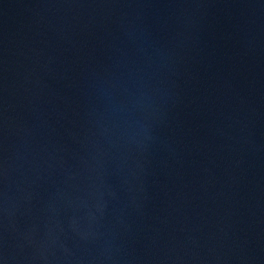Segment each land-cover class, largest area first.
I'll return each instance as SVG.
<instances>
[{
    "label": "water",
    "instance_id": "95a60500",
    "mask_svg": "<svg viewBox=\"0 0 264 264\" xmlns=\"http://www.w3.org/2000/svg\"><path fill=\"white\" fill-rule=\"evenodd\" d=\"M0 264H264V0H0Z\"/></svg>",
    "mask_w": 264,
    "mask_h": 264
}]
</instances>
